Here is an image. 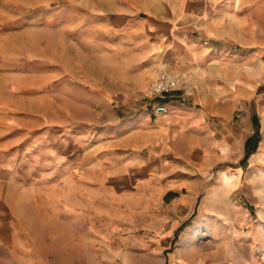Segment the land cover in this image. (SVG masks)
Returning a JSON list of instances; mask_svg holds the SVG:
<instances>
[{"label":"rangeland","instance_id":"374dc122","mask_svg":"<svg viewBox=\"0 0 264 264\" xmlns=\"http://www.w3.org/2000/svg\"><path fill=\"white\" fill-rule=\"evenodd\" d=\"M95 3L0 0V211L45 235L69 231L82 242L89 232V244L71 251L73 264H264V151L240 182L222 177L228 165L234 171L232 161L197 173L191 216L194 208L161 190L160 167L146 178L123 165L128 175L116 184L83 176L100 168L99 156L110 158L121 125L176 91L145 95L161 71L187 73L182 90L199 87L197 69L148 66L137 49L120 44L112 18L103 10L97 16ZM248 70L262 75L249 76L261 86L247 105L264 107V63ZM220 85V100L230 98ZM66 216L89 224L53 220Z\"/></svg>","mask_w":264,"mask_h":264},{"label":"crops","instance_id":"0c3cea01","mask_svg":"<svg viewBox=\"0 0 264 264\" xmlns=\"http://www.w3.org/2000/svg\"><path fill=\"white\" fill-rule=\"evenodd\" d=\"M89 1L97 2V16L103 10L104 17L112 18L108 24L121 33L120 44L137 49L148 66L171 72L197 69L199 87L164 95L166 100L155 111L121 125L110 158L99 156L100 168H86L83 176L98 177V184L106 179L116 184L128 175L123 165L146 178L153 175L151 167H160L161 190L175 194V205L194 208L191 216L200 185L197 173L203 168L235 162L234 171H227L233 170L228 165L222 177L233 174L240 182L248 167L264 162L256 158L264 151V107L247 105L261 86L249 76L262 74L250 72L248 66L264 63V0ZM233 82L236 93L231 92ZM219 83L230 98L220 100ZM82 183L89 185L86 179ZM30 218L36 219L17 217L23 222ZM14 219L0 211V264H73L74 247L89 244V232L79 242L72 232L45 235L34 226L16 225ZM57 219L70 226L89 224L85 218Z\"/></svg>","mask_w":264,"mask_h":264},{"label":"built area","instance_id":"2783aa9c","mask_svg":"<svg viewBox=\"0 0 264 264\" xmlns=\"http://www.w3.org/2000/svg\"><path fill=\"white\" fill-rule=\"evenodd\" d=\"M187 73L174 75L167 71H161L156 80L147 88L145 95L148 97H161L173 90L181 89L188 84ZM162 110H165L162 108Z\"/></svg>","mask_w":264,"mask_h":264}]
</instances>
